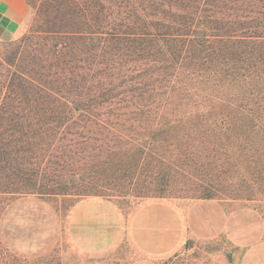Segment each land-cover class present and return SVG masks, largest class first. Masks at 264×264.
I'll return each mask as SVG.
<instances>
[{"label":"trees","instance_id":"trees-1","mask_svg":"<svg viewBox=\"0 0 264 264\" xmlns=\"http://www.w3.org/2000/svg\"><path fill=\"white\" fill-rule=\"evenodd\" d=\"M25 1L0 189L71 194L78 168L80 191L99 192L160 168L153 143L173 129L264 124V0ZM201 92L214 105H189Z\"/></svg>","mask_w":264,"mask_h":264},{"label":"rangeland","instance_id":"rangeland-1","mask_svg":"<svg viewBox=\"0 0 264 264\" xmlns=\"http://www.w3.org/2000/svg\"><path fill=\"white\" fill-rule=\"evenodd\" d=\"M32 22L28 5L21 30L10 39H0V116L1 111L10 107L14 62L29 54L28 47L19 46V41ZM204 93L190 94L189 105L202 103L199 110L214 105L216 100L212 96L202 102ZM1 123L8 125V112L0 117ZM185 128L189 127L173 129V137L153 143L158 150L156 160L150 161L161 160L162 166L151 168L131 183L126 181L127 177L123 178L125 181L112 179L99 192H82L87 179H82V170L74 168L71 176L65 178L71 180V194L0 189V264H54L62 251L68 255L64 264H72L70 254L74 245L69 235V217L71 210L86 199L108 201L125 217L148 200L167 201L180 210L196 200L213 199L238 226L234 231L242 236L248 234L247 244L264 240V124L235 123L223 131L226 135L216 133L201 138H195L199 127ZM186 132L189 136H185ZM185 247L189 251L179 252L173 264H207L225 258L234 249L226 234L189 240ZM126 251L131 253L128 247L115 248L108 256L109 264H121L119 255Z\"/></svg>","mask_w":264,"mask_h":264},{"label":"crops","instance_id":"crops-1","mask_svg":"<svg viewBox=\"0 0 264 264\" xmlns=\"http://www.w3.org/2000/svg\"><path fill=\"white\" fill-rule=\"evenodd\" d=\"M27 14L25 0H0V39L14 37ZM69 218V235L74 245L72 264H109L117 247L131 251L119 255L121 264H173L179 252L189 251L185 247L187 241L213 239L222 234L227 235L234 249L225 258L207 264H264V240L247 244L248 234L244 237L234 231L238 226L213 199H199L180 210L167 201L148 200L127 217L108 201L86 199L71 210ZM60 254L54 264L65 263L68 255L63 251Z\"/></svg>","mask_w":264,"mask_h":264}]
</instances>
